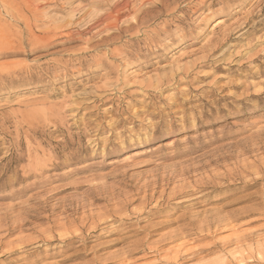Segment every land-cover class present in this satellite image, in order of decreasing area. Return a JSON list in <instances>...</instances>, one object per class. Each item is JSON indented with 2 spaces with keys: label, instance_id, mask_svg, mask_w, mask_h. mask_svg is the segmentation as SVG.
I'll return each instance as SVG.
<instances>
[{
  "label": "rangeland",
  "instance_id": "rangeland-1",
  "mask_svg": "<svg viewBox=\"0 0 264 264\" xmlns=\"http://www.w3.org/2000/svg\"><path fill=\"white\" fill-rule=\"evenodd\" d=\"M0 1V264H264V0Z\"/></svg>",
  "mask_w": 264,
  "mask_h": 264
},
{
  "label": "bare ground",
  "instance_id": "bare-ground-1",
  "mask_svg": "<svg viewBox=\"0 0 264 264\" xmlns=\"http://www.w3.org/2000/svg\"><path fill=\"white\" fill-rule=\"evenodd\" d=\"M7 1V0H6ZM5 1V2H6ZM24 1H26V0H24ZM46 1V0H45ZM167 1V0H166ZM1 2V1H0ZM12 2V1H11ZM10 2V3H11ZM21 2H23V1H21ZM27 2H29L28 0H27ZM168 2H170V1H168ZM172 2H173V0L170 2L171 4H172ZM175 2H176V0H175ZM4 3V2H3ZM7 4H8V2H6ZM9 3V4H10ZM14 3V2H13ZM25 2H23L22 3V5L24 6L25 4H24ZM129 3H130V0H129ZM165 3V2H164ZM5 4V3H4ZM21 4V3H20ZM163 3H161L160 5H162ZM169 4V3H168ZM168 4H167V6H168ZM174 4V3H173ZM176 4V3H175ZM13 5V4H12ZM16 5V4H15ZM33 5V4H32ZM126 5V4H125ZM159 4H153V6L154 7H158V8H161L159 11L162 13V15H166V14H168L170 11H168V9H165V7L164 6H166L165 4L164 5H162V6H160ZM7 6V5H6ZM9 6H11V5H9ZM8 6V7H9ZM34 6V5H33ZM124 6V5H123ZM177 6V5H176ZM18 7H19V5H18ZM27 7V6H26ZM30 7V6H29ZM128 7V6H127ZM10 8V7H9ZM20 8V7H19ZM18 8V9H19ZM35 8V7H34ZM125 8H126V6H125ZM166 8H168V7H166ZM170 8V7H169ZM7 9V8H6ZM37 9H38V6H37ZM123 9H124V7H123ZM132 9V8H131ZM15 10V9H14ZM14 10H12V11H14ZM30 10H31V8H30ZM32 10H33V7H32ZM130 10V9H129ZM173 10H176V9H173ZM179 10V9H178ZM8 11H9V9H8ZM19 11V10H18ZM121 11V10H120ZM123 11V10H122ZM128 11V10H127ZM132 11V10H131ZM130 11V12H131ZM31 12V11H30ZM129 12V11H128ZM173 12V11H172ZM16 13H18V12H16ZM118 13H121V12H118ZM123 13V12H122ZM121 13V14H122ZM32 14V13H31ZM115 14H117V13H115ZM156 14H159V12H156ZM171 14V13H170ZM124 15H126V12H125V14ZM132 13H128V16L129 17H131L130 19L131 20H136V19H134V17H132ZM151 15V14H150ZM161 15V14H160ZM152 16H154V15H152ZM159 16V15H158ZM127 17V16H126ZM154 17H156V16H154ZM161 17V16H160ZM117 18V17H116ZM152 18V17H151ZM153 19H156V18H152V20ZM159 19V18H158ZM157 19V20H158ZM151 19H148V17H144V18H142V19H140L139 21H137L136 22V25H135V28H139L140 26L142 27L143 25H147V23H149V21H152ZM180 20V19H179ZM182 22V21H181ZM166 28V27H165ZM163 32H164V30H163ZM0 33H1V31H0ZM28 33H29V31H28ZM31 33V32H30ZM157 33V32H156ZM162 33V32H161ZM7 34V33H6ZM33 34V33H32ZM2 35V34H1ZM4 35V34H3ZM28 35V34H27ZM31 35V34H30ZM159 35V34H158ZM33 36V35H32ZM31 36V38H34V36L32 37ZM156 36V35H155ZM51 37V36H50ZM1 38V37H0ZM38 38V37H37ZM40 38H42V36L40 37ZM39 38V39H40ZM47 37H45V38H43V39H46ZM152 37L150 36V39H151ZM43 39H42V42H43ZM48 39V38H47ZM34 40V39H33ZM50 40V39H49ZM7 41V40H6ZM21 41V40H20ZM35 41V40H34ZM41 41V40H40ZM5 42V41H4ZM19 42V41H18ZM36 42V41H35ZM34 42V43H35ZM1 43V42H0ZM9 44V43H8ZM11 44V43H10ZM19 44H20V42H19ZM20 46V45H19ZM6 48H9V47H6ZM11 49V48H10ZM14 49V48H13ZM7 51V50H6ZM9 52V51H8ZM16 52H18V51H16ZM2 54V53H1ZM5 56V55H4ZM2 68H4V67H2ZM0 71H1V69H0ZM134 149H136L137 147H133ZM258 148H256V150H257ZM262 149V148H261ZM261 152V151H260ZM264 154V153H263ZM253 155V154H252ZM18 157V156H17ZM16 157V158H17ZM254 157H256V156H254ZM8 158V157H7ZM10 159V158H9ZM11 160V159H10ZM28 160V159H27ZM263 160V159H262ZM14 161V160H13ZM28 161H31V159L30 160H28ZM261 161V160H260ZM264 161V160H263ZM10 162V161H9ZM33 162H35V161H33ZM260 164H261V162H259ZM17 165H19L18 163H16ZM17 165H15V166H17ZM253 165V164H252ZM262 165V164H261ZM4 166V165H3ZM15 166H14V168H15ZM245 166V165H244ZM247 166V165H246ZM4 167H6V166H4ZM23 167V166H22ZM9 168V167H8ZM24 168V167H23ZM22 168V169H23ZM32 168V167H31ZM30 168V169H31ZM3 169V168H2ZM21 168H20V170H22ZM259 169V168H258ZM15 171H16V169H14ZM24 170H25V168H24ZM28 170H29V168H28ZM36 170V168L34 169V171ZM23 171V170H22ZM37 171V170H36ZM256 171V170H255ZM6 172V171H5ZM10 172V171H9ZM17 172V171H16ZM16 172H15V174H16ZM29 172V171H28ZM31 172V171H30ZM33 172V171H32ZM7 174V173H6ZM5 174V175H6ZM26 174H27V172H26ZM34 174V173H33ZM255 174H257L256 172H255ZM13 175V174H12ZM11 177V176H10ZM6 178V177H5ZM20 178V177H19ZM4 179V178H3ZM24 179V178H23ZM12 180V179H11ZM7 181V180H6ZM21 181V180H20ZM5 182V181H4ZM3 182V183H4ZM12 182V181H11ZM7 183V182H6ZM14 184V183H13ZM10 185V184H9ZM7 232H8V230H7ZM4 233H6V231L4 232Z\"/></svg>",
  "mask_w": 264,
  "mask_h": 264
}]
</instances>
